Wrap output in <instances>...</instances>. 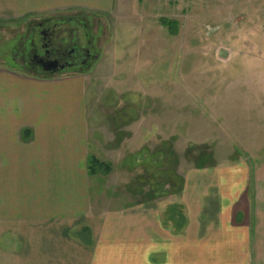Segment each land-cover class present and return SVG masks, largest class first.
Wrapping results in <instances>:
<instances>
[{"label": "rangeland", "instance_id": "374dc122", "mask_svg": "<svg viewBox=\"0 0 264 264\" xmlns=\"http://www.w3.org/2000/svg\"><path fill=\"white\" fill-rule=\"evenodd\" d=\"M43 19L89 48L85 70L26 68ZM12 59L83 76L88 153L111 166L94 195L109 205L176 201L183 172L212 155L264 161V0H113L0 22V64Z\"/></svg>", "mask_w": 264, "mask_h": 264}, {"label": "crops", "instance_id": "0c3cea01", "mask_svg": "<svg viewBox=\"0 0 264 264\" xmlns=\"http://www.w3.org/2000/svg\"><path fill=\"white\" fill-rule=\"evenodd\" d=\"M112 1L0 0V22ZM14 59L0 64V264H264V161L208 153L183 172L176 201L109 205L88 170L98 158L83 76L31 74Z\"/></svg>", "mask_w": 264, "mask_h": 264}, {"label": "flooded vegetation", "instance_id": "af4514ba", "mask_svg": "<svg viewBox=\"0 0 264 264\" xmlns=\"http://www.w3.org/2000/svg\"><path fill=\"white\" fill-rule=\"evenodd\" d=\"M59 23L53 22L51 19H43L36 23L34 32L26 39L27 44L22 45L25 58L26 68H33L46 74H56L65 69L73 67L86 66L90 59L91 52L88 47L82 46L79 40L74 37L60 36L61 30L57 27ZM37 35V41L36 37ZM56 62L50 65L55 69L51 73L49 62Z\"/></svg>", "mask_w": 264, "mask_h": 264}, {"label": "trees", "instance_id": "16d2710c", "mask_svg": "<svg viewBox=\"0 0 264 264\" xmlns=\"http://www.w3.org/2000/svg\"><path fill=\"white\" fill-rule=\"evenodd\" d=\"M162 24L167 25L170 28L171 32L173 33V31H174L173 30L174 28L172 26V25H174L173 21H169V20H164L163 19L162 20ZM88 170H89L90 173H96V172L101 171V170L107 172L109 170V167L104 165V164H102L101 161H99L98 159L93 157V158H90ZM175 211H176V206L175 205H171L168 208L169 216L171 217L174 214ZM176 215H177L178 220H176L175 222L177 224H180V223L184 222L183 221V215H182V213L180 211H177Z\"/></svg>", "mask_w": 264, "mask_h": 264}, {"label": "water", "instance_id": "95a60500", "mask_svg": "<svg viewBox=\"0 0 264 264\" xmlns=\"http://www.w3.org/2000/svg\"><path fill=\"white\" fill-rule=\"evenodd\" d=\"M218 55H219V57L225 58V57L227 56V52H226L225 50H223V49H220ZM54 64H56V62H52V61H51V62H49L48 65H47L48 67H51V73L55 72V71H54L55 69H52L53 67L50 66V65H54Z\"/></svg>", "mask_w": 264, "mask_h": 264}]
</instances>
